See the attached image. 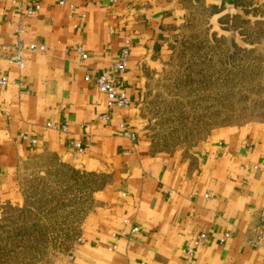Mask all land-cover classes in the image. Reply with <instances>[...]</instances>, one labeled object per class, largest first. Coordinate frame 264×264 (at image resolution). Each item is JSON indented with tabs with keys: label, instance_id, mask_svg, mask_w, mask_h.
I'll list each match as a JSON object with an SVG mask.
<instances>
[{
	"label": "crops",
	"instance_id": "0c3cea01",
	"mask_svg": "<svg viewBox=\"0 0 264 264\" xmlns=\"http://www.w3.org/2000/svg\"><path fill=\"white\" fill-rule=\"evenodd\" d=\"M61 1L0 0V76L12 80L0 88V206L23 201L19 163L54 151L84 168L116 167L117 179L100 192L71 264H264V238L251 242L264 210V125L216 130L193 158L151 155L141 141L143 66L157 63L152 55L182 14L181 0ZM34 3L41 9L28 16L25 8ZM19 21L25 41L47 46L27 52L23 69L7 57ZM127 36L128 66L116 76L132 106L110 109L112 97L86 76L114 65ZM76 141L83 151L75 150ZM201 232L208 237L187 262L186 249Z\"/></svg>",
	"mask_w": 264,
	"mask_h": 264
},
{
	"label": "rangeland",
	"instance_id": "374dc122",
	"mask_svg": "<svg viewBox=\"0 0 264 264\" xmlns=\"http://www.w3.org/2000/svg\"><path fill=\"white\" fill-rule=\"evenodd\" d=\"M181 3L157 63L143 66L137 104L151 155L193 158L216 130L264 125V0ZM115 168H84L54 151L23 159V201L0 206V264H71Z\"/></svg>",
	"mask_w": 264,
	"mask_h": 264
},
{
	"label": "built area",
	"instance_id": "2783aa9c",
	"mask_svg": "<svg viewBox=\"0 0 264 264\" xmlns=\"http://www.w3.org/2000/svg\"><path fill=\"white\" fill-rule=\"evenodd\" d=\"M113 1H117V0H113ZM61 2L63 3L64 1L62 0ZM40 9H41V4L34 3L28 5L25 8V13L28 16H32L35 15ZM24 30H25L24 23L22 21H19L15 31L16 34L15 41L7 45V49L9 51V54L7 56L8 60L18 65V67L21 69L25 68L26 66L27 52H45L47 50V46L45 43H39L36 41H30V42L25 41L23 39ZM131 42H132L131 38L127 36L125 45L123 46L120 53V57L114 65L102 69L99 73H97L93 77L90 74L86 76L87 80H91V79L94 80L96 87L101 92L107 93L112 97L111 101L109 102L110 109L114 108L115 106L122 108H129L132 106V98L125 89H121L119 87V82L116 76V71L123 72L127 69ZM73 48L79 53L82 59H87L89 57V52L87 51V49L83 47V45L77 44ZM2 56L3 53H0V57ZM11 82L12 80L7 75L0 76V88L8 86ZM49 126L56 127L57 125L50 123ZM123 126L127 130L126 133H128L131 137L135 138V134L129 130V127L125 124H123ZM60 129L62 131H67L68 123L67 122L63 123L60 126ZM21 135L27 137L26 132H22ZM30 140L32 143L37 142V139L34 138H30ZM73 146L77 152L83 151L82 144L80 141H76L73 144ZM138 230H139V226L133 224L131 226L130 233L135 234ZM207 237L208 235L205 232H201L194 237L193 241L186 249L187 262H189L194 258L197 248L207 239ZM263 238H264V210L261 211L260 213V226L256 236L251 239V242L253 244H259L263 240Z\"/></svg>",
	"mask_w": 264,
	"mask_h": 264
},
{
	"label": "trees",
	"instance_id": "16d2710c",
	"mask_svg": "<svg viewBox=\"0 0 264 264\" xmlns=\"http://www.w3.org/2000/svg\"><path fill=\"white\" fill-rule=\"evenodd\" d=\"M223 4H225V3L223 2ZM237 4H238V1H237Z\"/></svg>",
	"mask_w": 264,
	"mask_h": 264
}]
</instances>
